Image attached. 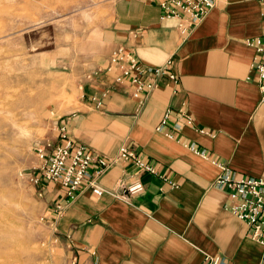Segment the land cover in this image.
<instances>
[{"label": "crops", "instance_id": "1", "mask_svg": "<svg viewBox=\"0 0 264 264\" xmlns=\"http://www.w3.org/2000/svg\"><path fill=\"white\" fill-rule=\"evenodd\" d=\"M40 1L56 2L61 12L79 3L108 5L102 37L110 48L123 46L145 65H167L176 79L158 78L138 107L113 83L105 58L80 86L66 121L69 137L109 157L126 144L156 174L113 165L100 177L102 187L117 189L138 178L143 193L128 201L96 198L84 184L56 219L51 206L64 200L62 190L37 186L43 224L66 248L67 264H201L205 255L219 256L221 264H264V247L230 213L226 189L215 184L219 166L235 177H264V100L252 70L257 55L246 44L262 33L259 3L222 0L182 32L178 20L164 17L150 0ZM102 90L108 93L98 104ZM168 110L186 112L212 137L180 131L173 119L165 126L172 139L157 131Z\"/></svg>", "mask_w": 264, "mask_h": 264}, {"label": "rangeland", "instance_id": "2", "mask_svg": "<svg viewBox=\"0 0 264 264\" xmlns=\"http://www.w3.org/2000/svg\"><path fill=\"white\" fill-rule=\"evenodd\" d=\"M59 7L0 0V264H67L66 248L43 224L39 185L30 177L36 149L57 143L80 86L112 49L102 37L108 5Z\"/></svg>", "mask_w": 264, "mask_h": 264}, {"label": "built area", "instance_id": "3", "mask_svg": "<svg viewBox=\"0 0 264 264\" xmlns=\"http://www.w3.org/2000/svg\"><path fill=\"white\" fill-rule=\"evenodd\" d=\"M150 1L159 6L164 17L177 19V26L183 32L186 27L199 23L222 0ZM255 1L261 7L262 33L259 37L247 40L246 44L257 55L252 62V70L260 97L264 100V0ZM106 71L113 76V83L116 86L125 85L127 87L138 107L156 89L157 80L161 76H166L172 84L176 83L175 76L170 73L167 65H145L123 46L111 51ZM169 119H173L179 124L180 131L189 128L196 133L212 137L206 129L196 127L194 119L186 112L181 110L173 115L168 110L164 113L156 130L164 132L171 139L173 138L172 133L165 129ZM58 137L56 144L47 142L36 149L38 166L30 177V182L34 186H40L43 182H47L58 185L62 190L64 200L55 202L53 205L52 217L54 219L64 214L84 184L96 198L109 195L128 201L131 197L143 193L144 185L138 178L117 189L102 187L99 179L113 165L125 163L139 173L156 174L155 168L140 157L134 148H130L126 144L120 145L117 152L109 157L71 140L65 125H59ZM195 152L199 155L197 151ZM219 167L223 173L216 178L215 184L226 189L230 199V213L244 222L249 228V237L264 247V177H235L229 175L222 166ZM201 264H221V261L219 256L205 255L204 262Z\"/></svg>", "mask_w": 264, "mask_h": 264}]
</instances>
